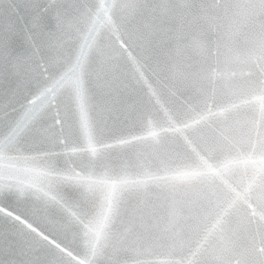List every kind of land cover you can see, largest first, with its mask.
Returning <instances> with one entry per match:
<instances>
[{
  "label": "water",
  "instance_id": "water-1",
  "mask_svg": "<svg viewBox=\"0 0 264 264\" xmlns=\"http://www.w3.org/2000/svg\"><path fill=\"white\" fill-rule=\"evenodd\" d=\"M0 264H264V0H0Z\"/></svg>",
  "mask_w": 264,
  "mask_h": 264
}]
</instances>
